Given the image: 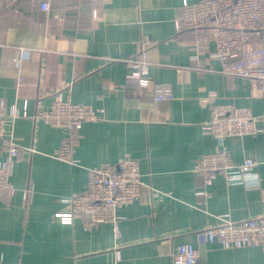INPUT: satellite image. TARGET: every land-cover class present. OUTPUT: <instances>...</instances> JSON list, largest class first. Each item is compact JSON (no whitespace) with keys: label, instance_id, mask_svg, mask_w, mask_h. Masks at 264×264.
Returning <instances> with one entry per match:
<instances>
[{"label":"crops","instance_id":"obj_1","mask_svg":"<svg viewBox=\"0 0 264 264\" xmlns=\"http://www.w3.org/2000/svg\"><path fill=\"white\" fill-rule=\"evenodd\" d=\"M41 1L0 0V109L26 112L4 126L21 146L10 176L15 191L0 195L5 264H172L185 243L197 248L200 264H264V243L227 248L198 236L226 219L264 216V129L223 142L235 162H257V179L219 174L206 187L194 171L220 147L203 128L212 117L203 98L260 115L264 87L224 72L208 56L213 42L195 44L178 30L184 0H49V10ZM144 49L146 81L131 75L128 61ZM157 83L170 84L172 98L156 99ZM60 95L101 109L99 118L69 130L35 116ZM65 136L75 162L56 156ZM127 154L139 160L144 185L118 209L119 233L112 222L88 228L82 214L62 223L56 213L86 190L89 169ZM7 157L0 144V160Z\"/></svg>","mask_w":264,"mask_h":264},{"label":"built area","instance_id":"obj_2","mask_svg":"<svg viewBox=\"0 0 264 264\" xmlns=\"http://www.w3.org/2000/svg\"><path fill=\"white\" fill-rule=\"evenodd\" d=\"M40 6L42 10H49V0L41 1ZM176 26L178 30L189 32L195 44L213 42L208 56L219 60L224 72L243 76L264 87V0H184ZM146 55L144 49L142 55L128 60L132 76L141 79L148 75L150 65ZM172 95L170 84L155 85L156 99H170ZM203 101L212 108V117L210 121L204 122L203 128L213 134L220 147L214 152L203 154L196 161L194 171L204 177L206 187L219 174L228 182L257 179V162L252 157L245 158L241 163L235 162L223 142L228 136L262 131L264 114L257 115L247 107L218 103L214 96H206ZM100 111L90 104L75 103L60 95L49 108L40 109L35 116L53 126L74 130L80 129L86 121L97 120ZM25 113H20L15 105L7 111L0 109V144L5 145L8 152V157L0 160V195L8 190L12 193L15 191L10 176L13 158L18 155L21 147L7 138L4 126L6 122L14 123ZM73 152L71 137L65 136L56 156L75 162ZM143 185L140 162L129 154L120 158L116 164L106 162L93 166L89 169L86 190L66 199L68 210L57 212L56 216L62 223L71 224L76 216L85 215L88 228L112 222L118 234V209L135 202ZM32 191V187L25 190L26 194ZM198 236L200 240L217 241L227 248L259 245L264 243V216L238 221L226 219L200 230ZM0 264H5L2 256ZM172 264H200L197 248L189 243L180 244L173 253Z\"/></svg>","mask_w":264,"mask_h":264}]
</instances>
